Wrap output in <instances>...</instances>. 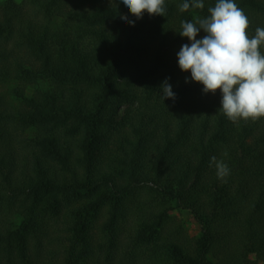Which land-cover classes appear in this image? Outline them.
I'll return each instance as SVG.
<instances>
[{
  "label": "trees",
  "instance_id": "16d2710c",
  "mask_svg": "<svg viewBox=\"0 0 264 264\" xmlns=\"http://www.w3.org/2000/svg\"><path fill=\"white\" fill-rule=\"evenodd\" d=\"M183 2L139 20L121 0L0 4V84L21 85L0 94V264H264V117L233 123L181 72V21L216 0ZM236 3L264 27V0Z\"/></svg>",
  "mask_w": 264,
  "mask_h": 264
},
{
  "label": "clouds",
  "instance_id": "9594fccd",
  "mask_svg": "<svg viewBox=\"0 0 264 264\" xmlns=\"http://www.w3.org/2000/svg\"><path fill=\"white\" fill-rule=\"evenodd\" d=\"M128 12L137 20L145 12L150 16L166 14L165 0H121ZM202 10L203 0H184L180 12ZM206 17L181 21V37L189 43L181 45L177 63L181 72H189L192 82L203 86V93L220 91V108L233 123L240 120L255 121L264 117V27H257L254 35L247 29L250 20L236 0H216L208 8ZM120 19L130 25L135 21L128 16ZM201 30L205 35L197 39ZM188 82V77L185 78ZM164 99L175 100V93L166 78L162 84ZM227 156V152L224 153ZM209 166L216 169L217 178L225 180L230 168L223 160L210 157Z\"/></svg>",
  "mask_w": 264,
  "mask_h": 264
},
{
  "label": "rangeland",
  "instance_id": "374dc122",
  "mask_svg": "<svg viewBox=\"0 0 264 264\" xmlns=\"http://www.w3.org/2000/svg\"><path fill=\"white\" fill-rule=\"evenodd\" d=\"M6 0H0V4ZM15 2H20L21 0H13ZM19 84L14 81H9L6 83L0 84V94L4 95L10 103L17 105L18 102L11 94L12 89L16 88ZM21 87V85H19ZM46 85L42 84L40 86H25L24 87V94L26 97H31L35 94V92L39 89H45ZM171 217L174 221L180 222L186 234L189 237H196L200 231L199 224L190 216V214L186 211H173L170 213ZM252 264H261L254 256H251Z\"/></svg>",
  "mask_w": 264,
  "mask_h": 264
}]
</instances>
